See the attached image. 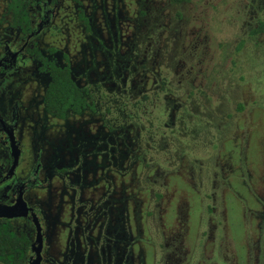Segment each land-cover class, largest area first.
<instances>
[{"label":"flooded vegetation","instance_id":"flooded-vegetation-1","mask_svg":"<svg viewBox=\"0 0 264 264\" xmlns=\"http://www.w3.org/2000/svg\"><path fill=\"white\" fill-rule=\"evenodd\" d=\"M126 1L92 0L87 10L81 0H0V220L27 241L23 264H264L262 180L259 197L252 204L246 200L244 241L228 236V228L238 230L229 226V190L245 183L235 161L237 145L228 144L234 137L228 132L222 142H210L218 148L219 176L229 184L218 205L198 182L195 151L182 143L197 125L187 101L195 94L209 98L202 65L220 47L162 59L168 48L163 31L157 36L156 30L143 47L136 28V39L122 34L129 27ZM98 6L105 20L109 14L123 17L107 31L112 50L95 63L84 49L96 42L102 51ZM239 10L255 16L264 7L261 0H249ZM258 23L250 35L264 44V32H252ZM170 49L180 52L176 42ZM169 67L179 70L170 75ZM60 73L69 76L80 100L66 105L63 115L49 94ZM155 109L163 111L164 123H156ZM235 110L242 115L244 100ZM179 186L190 187L199 203L195 227L184 223L178 206L167 210ZM222 242L226 253L220 255Z\"/></svg>","mask_w":264,"mask_h":264},{"label":"rangeland","instance_id":"rangeland-1","mask_svg":"<svg viewBox=\"0 0 264 264\" xmlns=\"http://www.w3.org/2000/svg\"><path fill=\"white\" fill-rule=\"evenodd\" d=\"M81 1L87 10L91 8L92 0ZM248 1L191 0V3L170 4L169 0H127L122 8L124 20L129 19V27L122 34L128 37L133 36L136 39V35L132 33L136 28L137 39L142 47L154 36L156 37V30L158 31L157 36L162 31L166 34L168 48L160 55L162 59L167 56L176 59L186 52L192 56L191 50L198 49L200 51L201 48L205 49L207 46L212 49L220 47L214 54V58L211 61L206 59L205 64L202 65L205 79L203 90L205 94L209 95V98L195 94L187 101V105L194 112L197 125H193L190 137L182 143L195 151V158L201 162V179L198 182L202 184L203 188L212 191L215 196L214 201L218 205L222 203V189L229 184L227 180L221 179L219 176L221 170L220 168L218 170L216 160L218 148L212 147L210 142L212 140L222 142L228 136V132L229 136L234 137L229 140L228 144L237 145L238 152L235 153V161L242 171V179L245 182L241 185L237 182L234 184L235 188L229 190L234 195L231 198L233 207H230L232 220H229V226L238 227V230L234 229L233 233L237 234L235 236L228 228V236L235 239L236 243L239 241L236 239L244 241L246 236V220H249L247 201L252 204V199L259 197V182L262 180L264 184V44L256 43L260 38L259 35H250L251 29L260 20H264V11L256 13L255 16L254 12L240 11L242 5L248 4ZM257 5L259 4L257 3ZM261 5L264 7V0H261ZM256 7L253 6L251 10H255ZM94 11L96 23L100 24L99 32L96 34L101 37L104 44L100 48L102 51L99 52L96 50L98 48L96 42H93L94 45L91 49H87V51L84 49V53L88 59L96 60L95 63H99L103 58L102 52L105 54L108 49L112 50L111 45L108 44L107 31L114 30L115 26L119 25L117 18L120 19L123 15L121 13H119L120 16L113 14L112 17L107 13L110 15L109 20H105L101 16L104 13L101 7H94ZM82 30L78 28L79 33ZM93 33L94 29L90 34ZM116 37H118V32ZM159 38L156 39V42ZM242 41L244 45L241 43ZM174 42L180 52L170 49ZM130 45V42L127 43V46ZM178 53L180 54L178 55ZM140 55L144 54L141 52ZM201 56L202 54L199 55V57ZM197 58H194V61H197ZM139 62L141 61L138 59ZM208 62H211L212 65L210 69L207 68L210 67ZM177 70L169 67L167 73L174 75ZM190 70L197 74L198 69H195L194 66H190ZM213 81L215 82L214 87L211 86ZM247 94L249 98H246ZM240 100H244L245 104L242 115L235 110V106ZM156 109L154 110L156 123H164V119L161 118L163 111ZM229 113L232 116L227 119L226 115ZM224 146L227 145L224 144ZM154 153L158 154V157L165 156L167 158V154L159 150H154ZM190 156H194V153H190ZM173 163L170 160V164ZM184 187H178L179 192L173 194L172 201L167 205V210H177L178 206V210L182 212L184 223L195 227L197 225V199H193L194 192L191 189L194 187L192 185L191 188ZM141 196L145 195L142 193ZM180 196H183L184 199L182 200ZM197 204L199 205V203ZM171 207H175V209H170ZM206 212L203 213L204 220ZM217 215L219 214L215 216ZM219 246L217 248L219 254L226 253L224 243L222 242ZM235 248L239 252V247L235 246ZM163 254L165 255V252ZM208 262L210 263L211 260ZM218 262L229 264L225 259H219Z\"/></svg>","mask_w":264,"mask_h":264},{"label":"trees","instance_id":"trees-1","mask_svg":"<svg viewBox=\"0 0 264 264\" xmlns=\"http://www.w3.org/2000/svg\"><path fill=\"white\" fill-rule=\"evenodd\" d=\"M183 1V0H174ZM18 4L20 0H14ZM264 32V20L252 32ZM51 103L55 104L56 113L63 115L65 106L69 103H80L78 92L69 81L67 74H56L53 87L49 90ZM28 251L24 238L17 236L7 221L0 220V262L3 264H23Z\"/></svg>","mask_w":264,"mask_h":264},{"label":"water","instance_id":"water-1","mask_svg":"<svg viewBox=\"0 0 264 264\" xmlns=\"http://www.w3.org/2000/svg\"><path fill=\"white\" fill-rule=\"evenodd\" d=\"M7 216H8V217H10V216H12V215H10V214H7Z\"/></svg>","mask_w":264,"mask_h":264}]
</instances>
